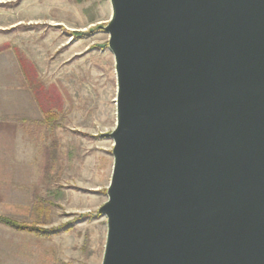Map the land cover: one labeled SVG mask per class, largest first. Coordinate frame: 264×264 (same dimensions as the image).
<instances>
[{
  "label": "water",
  "instance_id": "water-1",
  "mask_svg": "<svg viewBox=\"0 0 264 264\" xmlns=\"http://www.w3.org/2000/svg\"><path fill=\"white\" fill-rule=\"evenodd\" d=\"M109 1L101 264H264V0Z\"/></svg>",
  "mask_w": 264,
  "mask_h": 264
},
{
  "label": "rangeland",
  "instance_id": "rangeland-1",
  "mask_svg": "<svg viewBox=\"0 0 264 264\" xmlns=\"http://www.w3.org/2000/svg\"><path fill=\"white\" fill-rule=\"evenodd\" d=\"M110 15L109 0H0V63L17 58L37 77L29 72L35 97L21 103L33 117L0 119V215L62 230L43 237L0 223V264H101L107 225L97 210L113 165L102 134L116 120L100 27Z\"/></svg>",
  "mask_w": 264,
  "mask_h": 264
},
{
  "label": "crops",
  "instance_id": "crops-1",
  "mask_svg": "<svg viewBox=\"0 0 264 264\" xmlns=\"http://www.w3.org/2000/svg\"><path fill=\"white\" fill-rule=\"evenodd\" d=\"M26 97H35V95L28 82L23 64L17 58L15 63H0V101H3L4 107L0 111V119L12 123L23 117H33L32 110L21 107ZM41 111L47 114V111ZM3 138L5 142L6 137Z\"/></svg>",
  "mask_w": 264,
  "mask_h": 264
},
{
  "label": "trees",
  "instance_id": "trees-1",
  "mask_svg": "<svg viewBox=\"0 0 264 264\" xmlns=\"http://www.w3.org/2000/svg\"><path fill=\"white\" fill-rule=\"evenodd\" d=\"M25 72L27 74V79H28V82L30 84V87L33 90L34 80H31L29 72H31L33 77L36 79L37 77L35 76L36 75L35 70L33 69L32 65H30V71H28L25 68ZM36 84H38V83H36ZM33 92H34V90H33ZM47 113H51V110L47 111ZM53 117H54V115H51V114L48 116V120L50 121V122L48 121V123L51 126L53 125V120H52ZM0 223L3 225L9 226L13 229H16V230L29 232V233L35 234L37 236H43V237H49L51 235H54V234L62 231L61 227L42 228L39 225H36L34 223L19 222V221L11 219L9 217L3 216V215H0ZM67 230H69V229H67Z\"/></svg>",
  "mask_w": 264,
  "mask_h": 264
}]
</instances>
